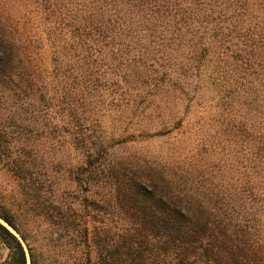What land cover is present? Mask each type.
<instances>
[{"label":"trees","instance_id":"1","mask_svg":"<svg viewBox=\"0 0 264 264\" xmlns=\"http://www.w3.org/2000/svg\"><path fill=\"white\" fill-rule=\"evenodd\" d=\"M202 79L238 158L118 154L183 118L109 137L105 118L168 92L188 107ZM9 126L35 204L22 221L0 202V264H264V0H0V157ZM41 153L66 156L63 190Z\"/></svg>","mask_w":264,"mask_h":264},{"label":"rangeland","instance_id":"2","mask_svg":"<svg viewBox=\"0 0 264 264\" xmlns=\"http://www.w3.org/2000/svg\"><path fill=\"white\" fill-rule=\"evenodd\" d=\"M200 85L206 86L200 91L194 100V103L188 107L183 100H178L176 93L168 92L167 94H157L148 100V109L144 114H139L137 119L131 122V126H123L121 116H110L104 119L105 126H102L107 137L110 132L131 128V130L147 128L149 130L160 129L164 127L166 130L171 126H175V122L183 118L181 128L176 132H172L169 136L162 139H151L149 141L138 142L134 145H123L118 149V154H149L155 157L164 156L170 153L172 149H180L183 147L194 148L204 143L206 149L211 146L208 156H204L209 163H218L220 161L230 163V161L238 158V149L235 147L236 139L233 134L235 130L230 126L222 124L223 117H226L228 111H221L219 97L215 91L208 86L204 79L199 82ZM183 98V97H182ZM221 108V109H220ZM220 113V114H219ZM219 114V116H218ZM119 115V113L117 114ZM11 133V139L7 146L8 153L0 157V202L15 212L22 221L30 219L31 210L34 209V195L32 185L18 181L13 173L14 166L11 162H15V126H9L7 129ZM232 130V133H231ZM230 132V134H229ZM39 149H41L39 147ZM36 166L40 167L47 174L42 178H51L54 185L63 190L68 186L64 171L51 170V163L61 161L60 166L65 162L66 156L56 154L55 160L50 161L49 154L41 153ZM50 161V162H49ZM39 169V171H40ZM42 171V172H43ZM41 172V171H40ZM41 178V180H42ZM19 184V185H18ZM25 218V220L23 219ZM45 223L41 225L40 231L45 228ZM26 250V249H25ZM7 251L0 244V258H4Z\"/></svg>","mask_w":264,"mask_h":264}]
</instances>
